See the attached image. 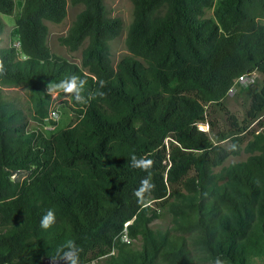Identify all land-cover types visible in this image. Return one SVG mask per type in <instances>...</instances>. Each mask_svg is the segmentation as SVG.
<instances>
[{"label":"trees","instance_id":"trees-1","mask_svg":"<svg viewBox=\"0 0 264 264\" xmlns=\"http://www.w3.org/2000/svg\"><path fill=\"white\" fill-rule=\"evenodd\" d=\"M130 1L127 55L114 67L122 23L104 0H0V43L2 17H15L0 47V264H42L67 241L78 264H264V77L241 120L225 106L240 76H264V0ZM67 2L82 10L59 42L83 46L79 65L47 44L45 21L62 22ZM73 75L86 81V103L48 90ZM6 87L25 88L28 117ZM53 93L73 118L45 137L27 126L46 122ZM213 112L226 116L216 132ZM133 155L153 166L133 167ZM144 179L155 187L141 202ZM162 214L169 225L152 227ZM125 224L139 247L118 240Z\"/></svg>","mask_w":264,"mask_h":264},{"label":"rangeland","instance_id":"rangeland-1","mask_svg":"<svg viewBox=\"0 0 264 264\" xmlns=\"http://www.w3.org/2000/svg\"><path fill=\"white\" fill-rule=\"evenodd\" d=\"M104 5L108 16L117 17L121 20L122 23V30L120 34L109 43L110 58L112 65L115 67L119 60L125 55H127L124 40L126 30L132 20V3L130 0H104ZM81 10V5H71L69 2H67L66 15L62 22L56 24L45 21V24L48 28L47 44L50 50L54 54L78 65L80 63L81 50L83 46L75 51H69L66 47L60 44L59 38L66 35L72 22L75 20L76 15ZM211 15V9L205 11V16L209 17ZM2 18L5 22V29L2 35L0 47H6L11 43L13 39L12 34L14 29L15 17L3 16ZM263 77L264 76H262V74L253 72L244 75L242 79H239L238 82H236V84L232 87L231 91L228 92V96L225 100V106L229 114L234 115L240 120L243 118L244 111L247 106V95L249 94V91H256L261 87ZM3 93L5 94L6 98L12 100L20 108H22V110H24L25 114L28 117V114L30 112L27 109V95L24 87H6L3 89ZM51 98L52 104L46 122L40 125L29 121V124L27 126L28 130H38L43 133L45 137H49L52 133L57 132L60 129L69 125L73 118L72 111L68 107V104H70V102L65 96L60 97L57 96L56 93H53L51 95ZM65 101L68 104L65 103ZM52 111L57 112L55 116L52 115ZM210 119L214 122L215 125V127L213 128L214 132L221 130L226 125V116L223 112L211 113ZM49 120L53 121L54 124L50 123ZM261 122L264 124V115L261 117ZM257 125L258 123L252 124V128H255ZM198 127V129L200 130L208 131V126L204 123H199ZM220 144L226 148H229L230 142L223 141L220 142ZM247 156L248 155L244 152H241L239 155L236 156L230 155L225 159L223 165H228L231 162L244 160ZM169 222L170 217L166 214H162L161 217L154 219L151 222V225L154 228H165L169 225ZM131 244H133V247H139L140 238L132 239ZM90 264H100V262H97L95 260L92 261Z\"/></svg>","mask_w":264,"mask_h":264},{"label":"clouds","instance_id":"clouds-1","mask_svg":"<svg viewBox=\"0 0 264 264\" xmlns=\"http://www.w3.org/2000/svg\"><path fill=\"white\" fill-rule=\"evenodd\" d=\"M5 71L4 63L0 60V74ZM100 86L103 87L104 82L100 81ZM86 84L85 80L80 79L79 77L73 75L65 80L60 81L59 83L51 84L48 86V90L55 91L57 94L64 93L66 95L73 96L75 101L78 103H86L85 97L82 95L84 85ZM100 96H103V93H99ZM55 115V114H54ZM132 166L140 168L141 170L147 171L153 166V161L151 159L140 158L137 159L135 155L132 156ZM154 184L150 182L149 179H144L141 181V186L135 191V196L141 202L144 200L145 193H149L154 189ZM55 223V214L52 210H49L41 219L40 227L44 230L49 229ZM66 249V250H65ZM79 249L73 241H67L65 245L59 250L61 259L65 264H78L79 260ZM217 264H221L220 261H217Z\"/></svg>","mask_w":264,"mask_h":264},{"label":"built area","instance_id":"built-area-1","mask_svg":"<svg viewBox=\"0 0 264 264\" xmlns=\"http://www.w3.org/2000/svg\"><path fill=\"white\" fill-rule=\"evenodd\" d=\"M244 76V75H243ZM243 76H240L235 82H238V80L239 79H242L243 78ZM232 89V88H231ZM231 89L229 90V91H231ZM56 113L57 112H55V111H52V115H56ZM54 115V116H55ZM200 126H202V125H200ZM199 126V127H200ZM198 127V128H199ZM126 225L127 224H125V226H124V228H123V230L120 232V234L118 235V240L120 241V242H122V243H126V244H129V243H131V241H132V239L129 237V235H128V231H127V229H126Z\"/></svg>","mask_w":264,"mask_h":264},{"label":"water","instance_id":"water-1","mask_svg":"<svg viewBox=\"0 0 264 264\" xmlns=\"http://www.w3.org/2000/svg\"><path fill=\"white\" fill-rule=\"evenodd\" d=\"M17 5H18V8H19L20 5H21V2L18 1ZM42 264H65V262L61 259V257H59V258H51V257L44 256L42 258Z\"/></svg>","mask_w":264,"mask_h":264}]
</instances>
